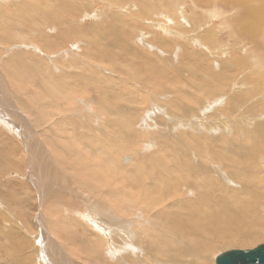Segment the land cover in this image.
<instances>
[{
    "label": "rangeland",
    "instance_id": "1",
    "mask_svg": "<svg viewBox=\"0 0 264 264\" xmlns=\"http://www.w3.org/2000/svg\"><path fill=\"white\" fill-rule=\"evenodd\" d=\"M211 1L215 2L211 3ZM225 1L0 0V84L4 85L2 87L4 89L0 88V96H2L0 99L6 107L2 112L0 109V264H123L118 261L122 252L119 254L110 252L111 249L116 248L117 240L124 247L131 245L130 251L134 249L138 252L135 255L137 258L134 256L135 260L130 261L132 259L130 256L129 261L124 264H154L151 263L153 252L150 250V255H146L145 250L146 247H151L150 240L154 232L158 231V227L154 225L147 211L135 202L134 205L125 204L124 208L122 207L123 212H119V207L115 209L110 204L111 201L113 203L112 199L101 195L106 187L92 182L91 189L87 188L75 177L78 171L73 174L69 169L75 162L74 156L82 155L83 161L88 163L97 174L99 167L96 165L102 164L94 165L93 159L89 158L93 152L89 155L87 148L91 145L89 140L93 139L92 135L95 138L106 135L99 127H103L104 124L106 127L114 124L112 117L114 105L125 110L121 111L124 115L122 121L125 122L129 115L133 118L131 127L134 135L139 131L137 126L141 123L143 130L146 131L144 134L146 141L142 143L151 141L153 147L148 151L146 145L140 144L141 148L137 149V160H135V150L126 151L121 145L116 156H120V162L126 167L138 162L140 158L147 160L148 165L155 164L151 157L158 151L164 154L171 151L170 159L172 156H181L178 152L182 150L195 151L193 139L196 138L200 139L202 144L201 151L205 150L207 153L211 149L223 152L230 164L237 157L236 160L241 161L240 168L243 167V170L237 169L234 174L240 172L245 174L244 178L256 181L251 186L244 184L243 191L252 192L255 189L253 194L257 200H260L250 199L257 202L255 207L258 211V216L252 218L251 227L261 229L262 235L261 233L257 235L252 242H237L243 240L240 236L235 239L236 241L219 240L206 254L209 264H215V257L224 251L252 249L264 243V221L263 223L258 221L259 216L264 217V34L260 28H257L261 33L253 38L254 29L251 26L253 19H248L249 15L253 14L254 20L256 19L255 21L260 22L264 27V0H247L245 2L247 7L237 0H229L233 7L227 6L229 2ZM61 2L66 4L65 7L61 6ZM236 3L240 5L235 8ZM34 5L39 13L36 14V19L39 15L41 20L31 19V22L26 24L27 28L13 27L16 24L14 17L20 14L18 9L22 6L28 11L30 9L28 7ZM49 13L57 16L54 22ZM46 15L50 18L48 21ZM52 23L54 24L50 27ZM3 36L10 40L3 41L5 39ZM16 50L20 53L29 52L21 55L25 65L21 66L20 73L25 74L26 70L30 74H27L28 82L21 79L22 86L19 89L16 80L14 86L13 80L7 75L9 66L3 67L6 60L8 61L12 56L10 53ZM30 54L32 57H37L36 66L45 64L47 69L43 72L45 76L48 74L57 77L58 80L64 76L65 80L62 81L66 83L65 85H74L75 90L90 92L89 104H85V100L81 99L83 101L78 108L76 98L80 96L85 98V95H80L70 87L69 106L64 107V110L71 109L68 112H62L58 110L56 103L42 99L44 93L41 89L46 84L38 80L41 75L36 77V81L32 80V76L35 75L32 70L35 60L29 56ZM75 60L78 62L76 66L78 65L77 67L82 68L83 71L72 66ZM14 62L16 63V59ZM69 65L71 67L68 68ZM25 67L27 68L23 70ZM130 71H134L136 76L129 79L127 74ZM96 74L106 79L95 78ZM76 75L78 79L75 78ZM111 79H115V82L121 80L125 82L123 81L121 86L117 84L116 89L111 90ZM147 79L154 80L151 81L155 84ZM87 81H94V84ZM59 84L50 87L53 89L55 86L59 87ZM157 87L161 89H159L161 93ZM3 90L11 93V97L19 102L15 114L11 111L12 103L5 102L6 95L7 102L11 100L9 94L4 93ZM111 91L116 92L111 94ZM158 91L159 94H156L155 92ZM94 95L99 99H97L99 107H96L95 102L93 103ZM52 96L55 97L54 94ZM122 97H130L131 100L126 101ZM101 105L104 106L103 109L100 108ZM96 110H99L98 113ZM22 117L27 121L23 122ZM94 117L98 118L92 123ZM99 118H102V122ZM110 121L113 123L111 124ZM89 124L94 126L91 127ZM124 124L126 125V123L121 125L125 126ZM29 126L32 127L33 134L27 133ZM131 132L129 134L133 136ZM161 134L168 138L166 142L161 138ZM115 137L116 135L112 136V139ZM100 139L105 142L103 138ZM124 140L123 142H126L127 139ZM92 146L96 154L100 150H107L101 146ZM205 152L206 157L196 154V158H199L196 161H200L204 166L207 165L208 168L206 166L205 168L215 175L214 169L224 163L217 157L214 161L209 160V153ZM127 158L129 160L125 162ZM247 158H251L249 163L246 161ZM229 161H226L228 165ZM108 162L109 166L114 164L111 159H108ZM153 164L151 167H154ZM248 165L257 167L252 175H247L250 172ZM157 176L154 177V173L150 174L145 182L143 181L144 184L138 186L139 192H144L145 187L156 180ZM54 179L59 189L52 187ZM80 180L83 181L81 178ZM257 184H261L259 185L261 189L256 188ZM226 187H230V191H242L239 179L232 178L229 183L226 182ZM99 188H103L102 191ZM123 189L122 193H118L111 188L110 193L114 198H118L131 192L129 187ZM188 189L192 191L189 186L179 189L181 197L176 194L173 200L177 202L181 198L197 199L198 193L190 197ZM54 190L59 193V197L53 192ZM215 192L222 195L221 190ZM44 200L47 201L46 205ZM88 201H93L97 207H108L110 212L122 219L121 222L130 221V229L134 237L132 235L129 237L131 233L126 231L122 233L126 226L124 223L118 225L117 230L120 233L109 229L116 235L117 240L107 236L109 234L104 229V224L96 222V217L103 215L99 212L102 211L101 209L91 213L95 222L90 215H82L87 213L83 210H88L86 205ZM173 212L175 213V210H171V214ZM109 216L113 221L111 214ZM47 217L50 220H47ZM56 224L61 225V232L57 231ZM145 229L153 232L150 233ZM182 229L189 232V229ZM159 231L162 233L161 230ZM126 233L128 236H124ZM131 237L135 238L133 244H130ZM177 238L179 237L174 238L176 241L173 250L185 253L187 248L181 243L182 240ZM135 244L139 247L136 248ZM161 247L163 246L160 245L159 249ZM129 253L131 252H126L131 255ZM160 254L167 256L168 264H171L170 255ZM190 258L185 256L179 259L191 262ZM198 263L201 264L200 261ZM155 264H159L158 261Z\"/></svg>",
    "mask_w": 264,
    "mask_h": 264
},
{
    "label": "bare ground",
    "instance_id": "2",
    "mask_svg": "<svg viewBox=\"0 0 264 264\" xmlns=\"http://www.w3.org/2000/svg\"><path fill=\"white\" fill-rule=\"evenodd\" d=\"M237 1H239L240 4H245V2L247 0H237ZM212 2L214 3L215 1H211V3ZM228 2H229V0H228ZM230 3L231 2H229V4L227 6L233 7V5H231ZM238 4L239 3L234 4V7L236 8L237 6L240 5V4L239 5ZM65 5L66 4H64V3L62 4V2H61V6L65 7ZM244 6L247 7L246 4ZM254 7H255V5H254ZM28 8H30V9H28V11H27V9L26 10L23 9L22 6H21V8L18 9L20 11V14L19 13L17 14L16 17H18V18L14 17L16 19V21H14V23H16V24H14L13 27L14 26H18V27L19 26H23L24 28H27L26 24H27V22L30 23L31 19H34L36 21L41 20L39 15L37 16L38 18L36 19V14H39L36 11V9H37L36 5H34L33 7H28ZM248 8H249V6H248ZM214 9H216V7ZM211 11L213 12V10H211ZM238 11H240V10H238ZM250 11H251V8H250ZM236 13H238V12H236ZM49 14H50V18H51L52 22H54V19L57 16L55 14H53V13H49ZM49 14H47V15L49 16ZM47 15H46V17H47L46 21H48V19H50ZM248 19H253V23L251 25L252 28L254 29V34H252L254 36L253 38L259 36L258 33L263 32V34H264L263 25H261L260 22H256L255 21L256 19L254 20L253 14L249 15ZM250 23H248V24H250ZM256 23H257V25H256ZM53 24L54 23H52V25L50 27H52ZM66 24H69V23H66ZM248 24H246V25H248ZM9 25H11V24H9ZM257 28H260L261 32H259ZM242 29H243V27H242ZM245 30H247V29H245ZM13 32H15V31H13ZM249 32H251V30ZM14 34H16V32ZM74 35L77 36L76 33H74ZM3 37L5 38V39H3V41L5 40V42L10 40L6 36H3ZM75 38H77V37H75ZM79 38L81 39V37H79ZM250 38H252L251 35H250ZM259 43H261V42H259ZM49 48H50V46H49ZM21 49H23V48H21ZM23 52L24 53H20V51L16 50L14 53H10L12 56L10 57V59L8 61L6 60V62H5V60H4L5 64L3 66V67H6V65L9 66L7 69H9V68L10 69H9V72L7 71V75L10 77V79L13 80V83L16 80V82L19 84L17 86L18 89L20 88V86H22L20 84H22L23 80H24V82H26V81L28 82L27 78L29 76L27 74H30V73H28V71L25 70L27 67H25L23 69V70H25L24 72H25V74L27 76L24 73H20V71L22 69L21 66L24 64L23 57L21 58V55L29 54V52H25V51H23ZM29 56H31V54ZM32 58H34V60H35L34 67L33 68L31 67L32 70L34 71L33 73H35V75L32 76L33 77L32 80L35 79V81H36V79H37L36 77L37 76L39 77L41 75L38 78V80L40 82H45V84H46V86L44 85V87L41 89V90H43V93H44V97L41 96V98L42 99H48L51 102L56 103L57 108H59L58 110H60L62 112L70 111L71 109L64 110L65 109L64 107L68 108V106H69L68 103L70 102V97H71V90L69 89V87L73 88L75 90L74 85H71V86L65 85L66 83H64L62 81L64 79L63 78L64 76H61L60 80H58L57 77H52L51 75H48V74H47V76H45V74L43 73L45 70H47L45 68V64H43V65L41 64L42 66L38 67L39 65L36 66L37 57H32ZM14 59H16V63L14 62ZM41 61H43V60H41ZM75 61H76L75 64L72 65V66H75L74 68L76 69V68H79V67H77L78 65L76 66V64H78L77 60H75ZM257 63H259V61ZM263 63H264V60H263ZM69 67H71V66L69 65L68 68ZM193 67H195V66H193ZM80 70H82V68ZM19 74H20V76H19ZM96 75H95L96 76L95 78H98L100 80L104 77V76L103 77L98 76V74H96ZM127 76L130 79L132 76H136V75H135L134 71H130V72H128ZM120 77H123V76H120ZM75 78L78 79L77 75L75 76ZM21 79H22V81H21ZM103 79H106V78H103ZM155 79H158V78H155ZM114 80L111 79V82H110L112 84V87L109 86L111 88V90H115L117 84L120 85L121 83L125 82L124 80H123L124 82L122 80L119 81V82H115ZM151 80L152 79H147V81H149V82H152V81L154 82V80H152V81ZM158 80H160V78ZM53 81H55V82H53ZM87 82H90V84H94V81H87ZM32 83H33V81H32ZM58 83H60L59 87L55 86V88L51 89L50 85H53V84L56 85ZM159 83H161V81ZM24 84H28V83H24ZM153 84H155V83H153ZM3 86L4 85H2V83H1L0 84V88H2ZM14 86H15V83H14ZM152 86L156 87V85H152ZM159 87H157L158 90L160 89ZM2 89H4V88H2ZM139 89L142 90L144 88H142V89L139 88ZM75 91L78 92L80 95L84 94L85 98H86V95H87V99L83 98V96H80L79 98L78 97L76 98L77 103L76 102L75 103L77 104L78 108H79L80 104H82L83 100H85V102H84L85 104H89L88 103V101H89L88 98H90V96H91L90 92H81V90L80 91L75 90ZM75 91H74V93H76ZM88 91H90V90H88ZM159 91L155 92V93L159 94ZM3 92L4 93L6 92L7 94H9L11 100H9V102H7L8 100H7V95H6V96H4L5 102L7 104L12 103L13 110H11V111H13L12 113L15 114V112H17V107H18L16 105H19L18 104L19 102H17L16 99H14V97L13 98L11 97V93L7 92L6 90H3ZM111 92H112L111 94H113L116 91H111ZM97 93H98V96H99V92H97ZM97 93H95V94L97 95ZM160 93H161V91H160ZM52 94L55 95L54 98H53ZM96 95H94L95 99L93 97V103L95 102L94 104L96 105V107H99L98 106V100L101 99V97L99 96L100 98L98 99V97ZM158 96H160L162 98L161 95H158ZM0 97L2 98V96H0ZM155 97H157V96H155ZM122 98L124 100H126V101L127 100H131L130 97L129 98L122 97ZM153 98H154V95H153ZM81 99H83V100H81ZM134 102H135V99H134ZM61 104H62V106H61ZM74 106H75V104H74ZM77 107H76V109H77ZM100 108L103 109L104 106L101 105ZM100 108H99V110H100ZM113 108H114V111L112 113L113 121H114V124H118V125L115 126L113 124L112 126H107L106 127L105 126L106 124H104L103 127H99V128L102 129L103 132L106 133V135H103V136H100V137L97 135L99 138H95L92 135L93 139L89 140L91 145H97L98 147L101 146V148H106L108 150V153H106L107 150L106 151L105 150H100L99 151L98 149H96V150L99 151V153L96 154L95 149L93 148V146L92 147H91V145H88L89 147L87 146L88 147L87 148L88 149L87 150L88 154L90 155L91 152H93V154H91L89 156V158L91 157L93 159L94 165H96L98 163L102 164V165H96V166L99 167L97 169V171H96L97 174L94 172V170L92 168H90V165L88 163L86 164V162L83 161L82 155L81 156L80 155H75V153H74L75 162H74V164L72 163L70 165L69 169L72 170L73 174L78 171L76 173L77 176L75 175V177H77L79 179L80 183H84L87 188L91 189V187L93 186L92 182H95V183H98V184H102L104 187H106L107 189L99 188L101 191H102V189L104 191V192L102 191L101 195H104V198H110V200L112 199L113 203H111L112 202L111 201L110 204H112L115 209H117L119 207L118 208L119 212H123L122 207L125 204L130 203V204L134 205L135 202L139 206H141L142 209L144 208L147 211V212L146 211H144V212H146L148 214V216H150V219L152 218L153 222L155 223L154 225H157V227H158V231L159 230L162 231V233L160 231L159 232L158 231L154 232V235H153L152 239L150 240V246L151 247H146L147 248L145 250L146 255H150V250L154 254L151 263L155 264L156 261H158L159 264H168L167 256H163V255L160 254V253H166V254L170 255L169 261L171 260V264H199L198 263L199 261L201 262V264H209V261H208L209 259H208V256L206 254L209 253L210 250L213 249L211 246H215L216 242H219V240L223 239L225 241H234L236 238H238L240 236V237L243 238V240H237V242L238 241L242 242V243L244 241H251L252 242V240L254 241L256 239L257 235H259L260 233H261L260 235H262V231H260L261 229H254L253 227H251L252 226V218L258 216V211L256 210V207H255L257 202H253L250 199H255V201H260V200H257L256 196L253 194L255 189L252 192L243 191V188L245 186L244 184H246L247 186L248 185L251 186L256 181L254 179H251V178H244L245 174H243V173L240 174V172L234 174V171L237 170V169L243 170V167L240 168V162L241 161H239V159L236 160L237 157L234 159L233 163L230 164V161H229L228 157L223 152H216L215 150L213 151V150L209 149V150H211V151L208 150V152H207V153H209V158H208L209 160L214 161L215 157H217L222 163H224V164L226 163L225 165L223 164V165L218 166V168H215L214 167L215 165H213V168H215L214 169L215 175H213V174L210 173V170H207L205 168V166L207 167V165L204 166L203 164H200V161H198V162L196 161V159H197L196 156H195L196 154H201L204 157H206L204 155L205 150L201 151V149L203 147H202V144L200 142V139H196V138L193 139L192 138L194 146H195V149L194 148H192V149H194L195 151H189L188 150L189 151L188 152V151H183L182 150V152H178V153L181 154V156H179V155L172 156L171 159L169 158L170 157L169 152H171V151H168V153H166V154H164V152L158 151L157 153H154V155H152L153 157L150 156L151 159L153 161H155V164L152 163L154 165V167H151L152 164L148 165L147 164V160L144 161L143 158H140L138 160V162H134V163H132V164H130L129 166L126 167L125 165H123V163L120 162V156L119 155L116 156V154L119 153V150H120L119 147L121 145L124 146V148H125L124 150H126V151L127 150H135V153H134L135 158L137 156V149L141 148L139 146H141V145L145 146L146 145L145 147H146V150H148V151L150 149H152L153 147H152V143H150L151 141H149V143H142V142L146 141V140L144 141V138H146L145 135H144L146 133V131L143 130V128L141 126V123L137 126L139 128V131L137 132L136 135H134L133 129L131 127L132 126V122H133L132 121L133 118L129 115V117L126 118V120L124 122V121L121 120L122 117H124V115H123V113L121 111H123L124 109H120L117 105H114ZM0 109H1V112L6 109V107L3 106L1 99H0ZM125 109H127V108H125ZM128 109H131V108H128ZM133 109H135V108H133ZM99 110H96L97 113H98ZM87 112H88V110H87ZM44 114H45V112H44ZM137 114H138V112H137ZM83 115H86V114H83ZM42 116H44L43 113H42ZM94 118L95 119L92 121V123L94 121H96L98 117L97 118L94 117ZM109 119H111V117ZM89 120L91 121L92 118L89 119ZM22 121L24 122V121H27V120L26 119L24 120V118L22 117ZM99 121L102 122V118H99ZM71 123H73V122H71ZM110 123H111V121H110ZM123 123H126V125L124 124L126 127L121 125ZM89 125L92 127L93 124H89ZM31 128L32 127L29 126L27 133H29V132H31V134L34 133L31 130ZM183 128L185 130L187 129V127L186 128L183 127ZM96 129H98V128H96ZM134 129H135V127H134ZM147 129H148V127H147ZM130 130H132V132ZM150 130H152V129L150 128ZM207 130H208V128H207ZM126 132H128V133L124 134ZM130 132H131V135H133V136H130V134H129ZM114 135H116V137H115V139H112V136H114ZM35 137H36V135H35ZM123 137H124V139H127L126 140L127 143L123 142V141H125L123 139ZM100 138H103L105 142H103L102 139H100ZM161 138H163L165 142L168 140V138L163 137L162 134H161ZM197 138H200V137H197ZM84 139H86V137ZM108 139H110L111 141L110 142L107 141ZM34 141H36L35 138H34ZM42 141H44V140H42ZM46 145H48V144H46ZM106 146H108V147H106ZM42 147H40V148H42ZM92 148H93V150H92ZM109 148L111 150H109ZM70 149H71V147H70ZM112 150L114 152H111ZM196 151H198V152H196ZM55 153H56V151H55ZM28 155L30 156V154H28ZM141 155L142 154H140V157H142ZM239 158H241V157H239ZM108 159H111V162L114 163V164L113 165L111 164L109 166ZM146 159H147V157H146ZM135 160H137V158ZM226 161H229V165L227 164ZM246 161L249 163L251 161V158H247ZM92 163H91V165H92ZM211 163H213V162H211ZM195 164H197V165H195ZM247 168L250 171L249 174H247V175H252L254 173V171L256 172V170H257L256 166L248 165ZM209 169H210V167H209ZM83 173H84V176H83ZM152 173H154V177L156 175H158L157 176L158 178L156 180H153L152 183H149L145 187L144 192H142V193L139 192L138 186H141L142 184H144V182H145L144 180L147 179L150 176V174H152ZM58 174H60V173H58ZM61 174H63V173H61ZM63 175H65V174H63ZM103 175H104V177H103ZM79 177L83 181H81ZM131 178H134V180L131 179ZM232 178L240 180L242 191H240V190H237V191L236 190L235 191L232 190V191H230V187H226V182L229 183V181H231ZM75 180H76V178H75ZM129 182H134V183H129ZM90 184H92V186ZM259 185H261V184H257L256 188L261 189L259 187ZM187 186H189V188L192 190V191H190L188 189L189 192L187 191L188 194H191L190 197L194 193H198V198L196 199L194 197L195 199L192 198V200H189V198L188 199L181 198L182 200L179 199V200H177V202H175V200H173V198L175 197L176 194L179 197H181L180 196L181 192L179 191V189H181L182 187H186L187 188ZM213 186H215V188ZM49 187L50 188L55 187V189L58 187V185L55 183V179H54V183H53L52 187H51L50 184H49ZM109 187L114 188V190L117 191L118 193H122L123 192V190H124L123 187L124 188L129 187L131 192L129 194H124L123 196H120L118 198H114L111 195V193H110V189L111 188H109ZM57 189H59V187ZM217 190H221L222 195L217 194L215 192ZM53 192H55L56 196H58L59 193H57L56 190H54ZM182 192H183V190H182ZM249 193H250V196H249ZM80 195H81V193H80ZM183 195H185V194H183ZM63 196L65 197V195H63ZM246 196H248L249 198L248 197H247V199L244 198ZM58 197H56V198H58ZM60 198H63V197L60 196ZM176 199H177V197H176ZM64 201H66V200H64ZM44 202H45V200H44ZM46 202H45V205H46ZM108 203H107V205H108ZM89 204H90V206H89ZM86 205L88 207V210H83L84 212H87V213H83L82 214L83 216H89L90 215V217H92L91 216L92 212L97 211L98 209L102 210V211H99V212L102 213L104 216L103 215L102 216H100V215L97 216L96 217V222L98 224H101V225L104 224V229H106L107 230V234H109L107 236H112V237H114V240H117L116 235L114 233H112L109 229L117 230L118 225H120L121 223H124V225L126 224V226L124 227L125 229L123 228V230H122V233L124 231H126L129 234L131 233L129 235V237L131 235L133 236L132 231L130 229V227H131V222L130 221L124 220L123 222H121L122 219L117 218L115 216V214H113L112 212H110L107 209L108 207H106V206H102V208L101 207H97L96 204L93 203V201H88V203H86ZM171 210H175V213L173 212V214H171ZM125 211L126 210H124V212ZM53 212H55V211H53ZM137 213H139V212H137ZM110 214H111L112 218L114 219L113 221L111 220V218L109 216ZM137 217H139V216H137ZM263 219H264L263 216H259L258 221L263 223V221H264ZM47 220H50V218L47 217ZM92 220L94 221L93 217H92ZM139 221H141V220H139ZM230 226H232V229H230ZM55 227H56L57 231L61 232V225L56 224ZM181 227L185 228V229H189V232H186ZM145 230L150 232V233L153 232L150 229H145ZM128 233H126L124 236H126ZM175 237H179L177 239L182 240L181 243H183L184 247L187 248L185 253L180 252V251H178L176 249H175V251L173 250V245L175 243L174 241H176L174 239ZM260 237H258V238H260ZM258 238H257V240H258ZM114 240H113V242H114ZM134 240H135V238H132L130 244H133L135 242ZM117 241H118V244H117L116 248L115 249H111L110 252L114 253V254H117V253L119 254L121 252L123 253L122 255L119 256V260L118 261L124 264L127 261H129V257L130 256H132V259L130 261L135 260L134 256L136 255V253H138L137 250L133 249L134 251L133 250L130 251L129 248L131 247V245L129 247H124L123 244H121V242L119 240H117ZM125 242L127 243V240ZM160 245L163 246V247H161L159 249ZM138 247L139 246L136 245V248H138ZM115 250H116V252H115ZM127 251L131 252V253H129L131 255L126 254ZM114 254H112V255H114ZM191 254H192V256H190ZM193 255H195V256H193ZM185 256H187V258L191 257L190 259H192V261L188 262V261H182L181 259H179V258H182V257H185ZM135 258H137V257L135 256Z\"/></svg>",
    "mask_w": 264,
    "mask_h": 264
},
{
    "label": "water",
    "instance_id": "3",
    "mask_svg": "<svg viewBox=\"0 0 264 264\" xmlns=\"http://www.w3.org/2000/svg\"><path fill=\"white\" fill-rule=\"evenodd\" d=\"M128 158L125 162H128ZM215 264H264V243L252 249H231L218 254Z\"/></svg>",
    "mask_w": 264,
    "mask_h": 264
}]
</instances>
